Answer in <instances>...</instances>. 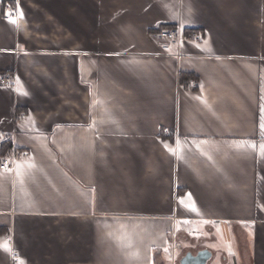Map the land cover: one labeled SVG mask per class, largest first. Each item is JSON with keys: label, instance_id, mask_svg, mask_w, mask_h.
Returning <instances> with one entry per match:
<instances>
[{"label": "crops", "instance_id": "obj_1", "mask_svg": "<svg viewBox=\"0 0 264 264\" xmlns=\"http://www.w3.org/2000/svg\"><path fill=\"white\" fill-rule=\"evenodd\" d=\"M1 77L0 264H264V0H0Z\"/></svg>", "mask_w": 264, "mask_h": 264}, {"label": "built area", "instance_id": "obj_2", "mask_svg": "<svg viewBox=\"0 0 264 264\" xmlns=\"http://www.w3.org/2000/svg\"><path fill=\"white\" fill-rule=\"evenodd\" d=\"M5 10L11 18H18V9L12 4H6ZM11 13V15H9ZM150 36L161 44L163 50L167 51L171 45L179 44L186 39H191L195 42L202 41L203 37L197 30L187 31L180 27L163 29L151 32ZM0 83L3 85L11 84V80L7 77H1ZM199 82L195 78H189L184 86L189 89H195ZM26 117V113L18 112L14 115V121L20 123ZM27 153L18 149L16 146L11 145L6 149L5 154L0 159V170L9 171L13 168L17 160L27 157Z\"/></svg>", "mask_w": 264, "mask_h": 264}, {"label": "water", "instance_id": "obj_3", "mask_svg": "<svg viewBox=\"0 0 264 264\" xmlns=\"http://www.w3.org/2000/svg\"><path fill=\"white\" fill-rule=\"evenodd\" d=\"M211 257V252L208 249H201L193 254L188 251L181 258L180 264H207L208 260Z\"/></svg>", "mask_w": 264, "mask_h": 264}, {"label": "trees", "instance_id": "obj_4", "mask_svg": "<svg viewBox=\"0 0 264 264\" xmlns=\"http://www.w3.org/2000/svg\"><path fill=\"white\" fill-rule=\"evenodd\" d=\"M183 82H184V81H183ZM9 142H10L9 139H4V140L1 141V147H0V156H1V157L5 154L6 149H7L9 146H11V145L9 144Z\"/></svg>", "mask_w": 264, "mask_h": 264}, {"label": "snow or ice", "instance_id": "obj_5", "mask_svg": "<svg viewBox=\"0 0 264 264\" xmlns=\"http://www.w3.org/2000/svg\"><path fill=\"white\" fill-rule=\"evenodd\" d=\"M9 15H11V13H9ZM21 16H22V13H21ZM10 22L15 23V20H11Z\"/></svg>", "mask_w": 264, "mask_h": 264}]
</instances>
